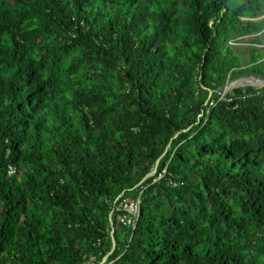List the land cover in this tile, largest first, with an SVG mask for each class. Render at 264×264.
I'll return each instance as SVG.
<instances>
[{
    "label": "trees",
    "instance_id": "trees-1",
    "mask_svg": "<svg viewBox=\"0 0 264 264\" xmlns=\"http://www.w3.org/2000/svg\"><path fill=\"white\" fill-rule=\"evenodd\" d=\"M246 77L264 0H0V264H264Z\"/></svg>",
    "mask_w": 264,
    "mask_h": 264
},
{
    "label": "built area",
    "instance_id": "built-area-1",
    "mask_svg": "<svg viewBox=\"0 0 264 264\" xmlns=\"http://www.w3.org/2000/svg\"><path fill=\"white\" fill-rule=\"evenodd\" d=\"M211 105H213V102H211ZM13 172L14 170L11 169L10 175ZM140 204H141L140 197L137 199L134 198L121 199L119 205L116 207V211H118L119 213L118 222L124 226L136 228L140 216V210H141ZM113 263L114 261L103 260V262L99 264H113Z\"/></svg>",
    "mask_w": 264,
    "mask_h": 264
},
{
    "label": "water",
    "instance_id": "water-1",
    "mask_svg": "<svg viewBox=\"0 0 264 264\" xmlns=\"http://www.w3.org/2000/svg\"><path fill=\"white\" fill-rule=\"evenodd\" d=\"M249 78H252V77H249ZM253 78H255V77H253ZM242 79V78H241ZM255 79H257V78H255ZM240 80V79H239ZM239 80H236V81H234V82H232V84H234V83H236L237 81H239ZM258 80H264V79H258ZM231 84V85H232ZM229 86V87H226V89H225V92L227 93V92H229L231 89H234V88H232V86ZM249 86H253V85H249ZM256 87V86H255ZM159 162V161H158ZM156 172H157V167L151 172V173H149L146 177H145V179H147L148 177H152V176H154L155 174H156ZM144 179V180H145ZM141 184V183H140ZM122 197V195L121 196H119L118 197V199H120ZM110 219H111V229H112V243H113V248H112V251L104 258V260H108V258H109V256L114 252V250H115V248H116V245H117V241H116V238L114 237V229H115V226H114V221H113V212L111 213V217H110Z\"/></svg>",
    "mask_w": 264,
    "mask_h": 264
},
{
    "label": "rangeland",
    "instance_id": "rangeland-1",
    "mask_svg": "<svg viewBox=\"0 0 264 264\" xmlns=\"http://www.w3.org/2000/svg\"><path fill=\"white\" fill-rule=\"evenodd\" d=\"M244 45H246V44H244ZM240 80H242V81H246V82H248V83H245V85H241V86H235L234 87V89L235 88H239V87H247V86H249L250 84L251 85H253V87H255L256 86V88H259V89H261V88H264V80H258V79H255V78H249V77H246V78H242V79H240ZM239 80V81H240ZM256 82V83H255ZM232 84V82L227 86V87H229L230 85ZM261 84V85H260ZM231 86H233V84L231 85ZM233 89H231L229 92H231ZM224 94H226V92L224 91ZM104 260V259H103ZM103 262V261H102ZM101 262V263H102ZM93 264V263H92Z\"/></svg>",
    "mask_w": 264,
    "mask_h": 264
},
{
    "label": "bare ground",
    "instance_id": "bare-ground-1",
    "mask_svg": "<svg viewBox=\"0 0 264 264\" xmlns=\"http://www.w3.org/2000/svg\"><path fill=\"white\" fill-rule=\"evenodd\" d=\"M245 83H248L246 81H237L236 83L233 84L232 88H234L235 86H241V85H245ZM256 83V82H255ZM251 85V84H250ZM261 85V84H260Z\"/></svg>",
    "mask_w": 264,
    "mask_h": 264
}]
</instances>
